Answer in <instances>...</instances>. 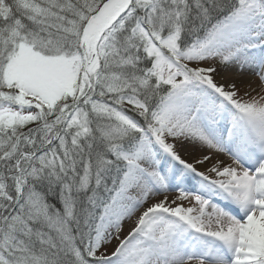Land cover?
Segmentation results:
<instances>
[{"label":"snow or ice","instance_id":"obj_1","mask_svg":"<svg viewBox=\"0 0 264 264\" xmlns=\"http://www.w3.org/2000/svg\"><path fill=\"white\" fill-rule=\"evenodd\" d=\"M0 264H264V0H0Z\"/></svg>","mask_w":264,"mask_h":264}]
</instances>
